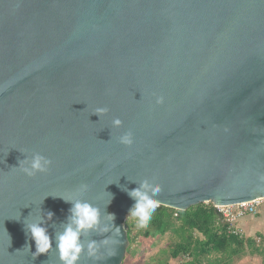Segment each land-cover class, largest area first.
Here are the masks:
<instances>
[{
  "label": "water",
  "instance_id": "water-1",
  "mask_svg": "<svg viewBox=\"0 0 264 264\" xmlns=\"http://www.w3.org/2000/svg\"><path fill=\"white\" fill-rule=\"evenodd\" d=\"M145 180L181 211L264 199V0H0V264H61L64 198L100 210L78 264H121Z\"/></svg>",
  "mask_w": 264,
  "mask_h": 264
},
{
  "label": "trees",
  "instance_id": "trees-1",
  "mask_svg": "<svg viewBox=\"0 0 264 264\" xmlns=\"http://www.w3.org/2000/svg\"><path fill=\"white\" fill-rule=\"evenodd\" d=\"M125 226L129 247L122 264L134 254L130 248L137 236L155 239L169 234L171 237V250L164 251L152 264H168L169 259L180 256L187 258L184 264H232L235 257L247 251L264 254L255 239L231 232L230 225L211 202L184 211L160 205L146 228H139L134 219H126Z\"/></svg>",
  "mask_w": 264,
  "mask_h": 264
},
{
  "label": "clouds",
  "instance_id": "clouds-1",
  "mask_svg": "<svg viewBox=\"0 0 264 264\" xmlns=\"http://www.w3.org/2000/svg\"><path fill=\"white\" fill-rule=\"evenodd\" d=\"M158 103L163 102V98H159ZM107 111L105 108L96 110L97 114H103ZM113 124L119 127L122 121L118 118L113 120ZM120 142L125 145L133 143L131 133H126L120 137ZM52 161L40 153H34L30 158L19 161V170L28 177H33L39 173L49 171ZM87 185H81L80 191H86ZM161 191L158 184L150 183L148 180L143 181L136 189L128 191V195L134 199V206L130 209L129 217L134 219L139 228H146L152 219L160 202L155 198ZM66 202L71 203L70 217L68 223L64 226L62 232L56 236V248L59 252L61 264H78L85 245L81 242V235L96 228L100 222V210L87 201L64 198ZM51 218L52 213H48ZM110 219L114 216L109 215ZM26 232L31 234V238L35 241V255L45 254L52 248V238L47 233L45 227L39 223L26 224ZM107 243V241L105 242ZM87 254L90 257L98 258V251L95 241L88 242Z\"/></svg>",
  "mask_w": 264,
  "mask_h": 264
},
{
  "label": "rangeland",
  "instance_id": "rangeland-1",
  "mask_svg": "<svg viewBox=\"0 0 264 264\" xmlns=\"http://www.w3.org/2000/svg\"><path fill=\"white\" fill-rule=\"evenodd\" d=\"M256 209L257 211L258 209H264V204L257 206ZM250 216L254 215H249L246 217V219H250ZM126 219L132 220V218L129 217V213L126 215L125 221ZM243 219L244 218L240 219L236 223V227L242 225L241 222ZM133 233H136V230H134ZM258 239H260V242H258ZM255 243L258 248L264 250V235L260 234L258 237H256ZM171 246V237L169 236V234L163 237L157 236L155 239H145L143 236H137V239L130 248L131 252H133L134 254L126 258L124 264H152L154 263L153 260L158 259L159 257H162L164 255V251H170ZM169 260L170 261L168 262V264H184L187 258L180 256L177 259L171 258ZM232 264H264V254L250 253L249 251H247L241 256L235 257Z\"/></svg>",
  "mask_w": 264,
  "mask_h": 264
},
{
  "label": "built area",
  "instance_id": "built-area-1",
  "mask_svg": "<svg viewBox=\"0 0 264 264\" xmlns=\"http://www.w3.org/2000/svg\"><path fill=\"white\" fill-rule=\"evenodd\" d=\"M263 200L264 199H257L232 206L215 207L222 214L224 220L230 225V231L234 234L243 236L241 231L236 227V223L243 217L255 214L257 212V206L260 205ZM258 242H260V239H258Z\"/></svg>",
  "mask_w": 264,
  "mask_h": 264
},
{
  "label": "crops",
  "instance_id": "crops-1",
  "mask_svg": "<svg viewBox=\"0 0 264 264\" xmlns=\"http://www.w3.org/2000/svg\"><path fill=\"white\" fill-rule=\"evenodd\" d=\"M264 204V200L260 205ZM259 206V205H258ZM250 216V219L243 217L242 225L237 227L244 237H251L256 239L260 234L264 235V209H258V211ZM249 216V215H248Z\"/></svg>",
  "mask_w": 264,
  "mask_h": 264
}]
</instances>
